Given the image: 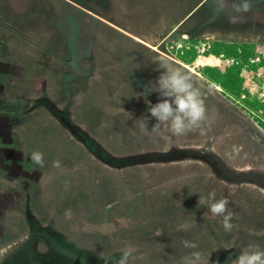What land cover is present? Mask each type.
Here are the masks:
<instances>
[{
  "label": "rangeland",
  "instance_id": "1",
  "mask_svg": "<svg viewBox=\"0 0 264 264\" xmlns=\"http://www.w3.org/2000/svg\"><path fill=\"white\" fill-rule=\"evenodd\" d=\"M187 39L264 44V0H0V264H39L52 241L97 264L128 248V264H190L194 251L225 264L264 247V129L181 63ZM165 66L190 76L206 115L150 137L139 119L151 131L159 93L139 94ZM212 191L230 200L231 232L197 207Z\"/></svg>",
  "mask_w": 264,
  "mask_h": 264
},
{
  "label": "clouds",
  "instance_id": "2",
  "mask_svg": "<svg viewBox=\"0 0 264 264\" xmlns=\"http://www.w3.org/2000/svg\"><path fill=\"white\" fill-rule=\"evenodd\" d=\"M165 70L156 81L155 85L146 89L148 92L159 93V102L149 104L148 112L150 116L155 118L156 123L151 131L147 128L148 117H142L140 127L145 135L152 136L166 135L170 132L174 136H181L191 131L195 126L205 118L206 107L204 99L199 89H197L190 76L181 70H171L166 66ZM31 162L37 168H44L46 161L44 154L40 151H33L30 155ZM55 168L61 167V162L55 160L52 163ZM189 196L194 192L189 191ZM230 200L227 196L217 198L215 191L209 192L207 195L199 194L197 207H207L208 212L214 217L223 218V229L225 232H231L233 229V220L235 213L229 208ZM185 248L196 249L198 245L194 242L182 241ZM251 251H241L234 259L228 257L225 264H264V247L259 245H251ZM132 254V249L128 248L122 251L121 256L115 261V264H128L129 257ZM202 260L200 252H192L190 264H199Z\"/></svg>",
  "mask_w": 264,
  "mask_h": 264
},
{
  "label": "trees",
  "instance_id": "3",
  "mask_svg": "<svg viewBox=\"0 0 264 264\" xmlns=\"http://www.w3.org/2000/svg\"><path fill=\"white\" fill-rule=\"evenodd\" d=\"M185 43L184 48L174 51H177L176 55L183 64L192 65L198 58L196 46L199 40L189 39ZM222 54L228 58H235L237 63L228 64L221 58ZM257 56L261 57V61L253 62ZM204 62L205 65L200 69L202 76L210 84L218 87L228 99L238 100L243 94H247L242 107L264 129V44H239L215 40L204 55ZM252 88L255 90L254 94H250ZM55 242L49 243L50 246H55V252L44 254L43 261L41 260L39 264L99 263L98 257L91 251L84 252L67 241L68 246H57Z\"/></svg>",
  "mask_w": 264,
  "mask_h": 264
},
{
  "label": "built area",
  "instance_id": "4",
  "mask_svg": "<svg viewBox=\"0 0 264 264\" xmlns=\"http://www.w3.org/2000/svg\"><path fill=\"white\" fill-rule=\"evenodd\" d=\"M185 42L184 43L183 42L178 43V45L176 46V50H180V49L184 48V46L186 45ZM211 44L212 43L210 41H208L207 39H203V40H200L196 46V49L198 51V58H197L196 62H198L201 66L205 65L204 55L207 52V50L210 49ZM221 58L224 59L230 65H234L237 63V60L235 58H228V57H225V55H223V54L221 55ZM260 61H261L260 56H257L253 59V62H260ZM250 94H253L252 89L250 90ZM247 96H248L247 94H243L241 99L236 100V99L232 98V100H234L237 104H240V103H243L244 99H246Z\"/></svg>",
  "mask_w": 264,
  "mask_h": 264
},
{
  "label": "crops",
  "instance_id": "5",
  "mask_svg": "<svg viewBox=\"0 0 264 264\" xmlns=\"http://www.w3.org/2000/svg\"><path fill=\"white\" fill-rule=\"evenodd\" d=\"M175 29H176V28H175ZM175 29H171L167 35H168V36L173 35V33L176 32V31H174ZM181 63H182V62H181ZM182 64H183V63H182Z\"/></svg>",
  "mask_w": 264,
  "mask_h": 264
}]
</instances>
